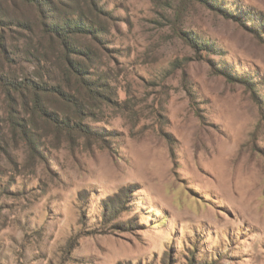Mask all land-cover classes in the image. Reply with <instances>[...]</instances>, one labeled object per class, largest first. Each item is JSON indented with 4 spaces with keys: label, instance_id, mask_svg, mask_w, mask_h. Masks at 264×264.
I'll list each match as a JSON object with an SVG mask.
<instances>
[{
    "label": "rangeland",
    "instance_id": "rangeland-1",
    "mask_svg": "<svg viewBox=\"0 0 264 264\" xmlns=\"http://www.w3.org/2000/svg\"><path fill=\"white\" fill-rule=\"evenodd\" d=\"M261 14L0 0V264H264ZM46 17L80 29L64 45Z\"/></svg>",
    "mask_w": 264,
    "mask_h": 264
},
{
    "label": "trees",
    "instance_id": "trees-1",
    "mask_svg": "<svg viewBox=\"0 0 264 264\" xmlns=\"http://www.w3.org/2000/svg\"><path fill=\"white\" fill-rule=\"evenodd\" d=\"M20 2L25 7L35 8L38 12V16L40 15V17L41 16L43 17V13L46 10H51V8L53 6V0H20ZM79 17H80L79 18V22H80L79 25L84 24L85 19H83L81 16H79ZM61 18H63V17H61ZM47 19H51V18L46 17L45 20L39 18V24L41 27H43L44 33L45 34L48 33L50 35H55L56 37L61 38V40H62L61 42H63L64 45L68 44L67 38L70 36V34L78 32L77 29H80V27L78 26L77 23H75L76 28H73L72 27V24H74L73 21H71V20L68 21V19H66V18L64 19L65 21H63L64 23H60L57 21L56 23H53L50 25H49V23H48V25H46ZM257 19H259L258 21L261 22V23H259V25L264 24V15L263 14L259 15V18L258 17H256V19L254 18L255 21H257ZM262 26H264V25H262ZM86 27L88 29L89 25L86 24ZM81 28H84V27H81ZM74 30H76V31H74ZM62 59L64 60V64L67 68V69H65L66 73L69 75L70 74L75 75L77 78H79L80 74L77 71H79V72H81V71L79 69H77L78 67L71 60V53L68 50H66L65 55H63ZM227 78L230 79L231 75H227ZM10 87L12 88L14 86L10 84ZM15 87H16V89H15ZM15 87H14V89L16 92H22L23 90H30V93L33 96L34 106H39L38 105L39 104L38 103V98H39L38 90L39 89L37 87V84L34 81H32L28 78L21 79ZM87 89L91 90L90 88H87ZM37 109H39V108H37ZM72 126H78L79 129L83 130L79 124H74ZM65 127H68V125L65 124Z\"/></svg>",
    "mask_w": 264,
    "mask_h": 264
}]
</instances>
